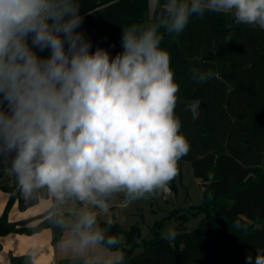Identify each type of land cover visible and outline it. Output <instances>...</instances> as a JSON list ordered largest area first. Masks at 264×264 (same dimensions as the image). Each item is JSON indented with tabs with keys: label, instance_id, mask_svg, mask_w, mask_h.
I'll return each mask as SVG.
<instances>
[{
	"label": "clouds",
	"instance_id": "obj_1",
	"mask_svg": "<svg viewBox=\"0 0 264 264\" xmlns=\"http://www.w3.org/2000/svg\"><path fill=\"white\" fill-rule=\"evenodd\" d=\"M156 6L154 20L123 28V50L112 57L104 48L93 52L78 31L79 0H0V170L26 207L42 209L57 253L71 264H122L112 255L124 237L109 232L111 208L120 196L132 203L163 191L190 150L163 34L180 35L206 12L264 30V0ZM210 76L193 69L191 78ZM199 105L186 106L193 120ZM176 235L169 230L164 239ZM23 258L46 264V249L37 242ZM246 264H264V249Z\"/></svg>",
	"mask_w": 264,
	"mask_h": 264
},
{
	"label": "trees",
	"instance_id": "obj_2",
	"mask_svg": "<svg viewBox=\"0 0 264 264\" xmlns=\"http://www.w3.org/2000/svg\"><path fill=\"white\" fill-rule=\"evenodd\" d=\"M79 2L83 23L78 31L91 41L93 52L104 48L112 57L123 50L124 27L148 23L160 11L156 6L151 12L149 0ZM160 46L171 57L179 85L175 112L190 145L181 161L191 163L202 199L171 212L179 220L171 241L160 231L164 220L154 224L149 239L137 224L124 229L113 222L109 232L124 237L122 264H246L249 254L254 257L264 249V30L236 24L230 14L206 12L191 17L180 35L164 33ZM193 69L211 76L198 83L191 78ZM197 99L200 114L193 120L186 106ZM6 176L0 170V179ZM0 188L9 194L0 215V236L49 228L42 213L10 219L15 204L20 210L29 207L15 193L10 174ZM179 210L183 212L175 214ZM200 213L204 217L198 226L184 227ZM23 256L10 252V264H24Z\"/></svg>",
	"mask_w": 264,
	"mask_h": 264
},
{
	"label": "rangeland",
	"instance_id": "obj_3",
	"mask_svg": "<svg viewBox=\"0 0 264 264\" xmlns=\"http://www.w3.org/2000/svg\"><path fill=\"white\" fill-rule=\"evenodd\" d=\"M150 1V11L153 12L156 7V0H149ZM50 54L48 50H46L43 53H39L41 57H47ZM6 175L9 174L7 170H5ZM180 173L178 180H181L182 176V185L178 181L179 185V193L177 195H171L172 197L168 196L165 194V190L160 194H157L149 199H144L136 202H132V216L130 218V221L126 222V229L131 228V224H137L140 226L142 230L143 237L145 239H149L153 236V233L151 231V228L154 226V224L157 221L164 220V224L162 225V229L160 231L162 233L168 232L169 230H175L176 227L179 225V220L175 216H169L171 212L175 209L181 208L182 206H188L191 203H199L202 199L203 191L198 185V180L196 176L193 173L191 163L189 161H179L178 162V174ZM183 173V175H181ZM177 174V175H178ZM191 179V181H190ZM6 180H2L0 183L5 182ZM4 194V192L2 191ZM162 194V196H161ZM164 199V201H163ZM169 201L167 202L166 200ZM182 210H179L177 213H182ZM204 217V216H203ZM188 223L185 224L184 227H189V228H194L199 225L201 222V218L198 216H190L189 220L187 221ZM121 225V224H120ZM123 228L124 226L121 225ZM124 228V229H125ZM44 238L41 240L43 243H45L46 246L50 247L52 245V235L49 233V236L47 238ZM3 236H0V257L4 258L8 256L9 252H14V254H20L16 250L17 247H12L13 244L14 246H18L19 244H26V241H21L19 243H14V241L9 242L7 238L5 240H2ZM28 244L31 246L34 243H29ZM14 251H13V249ZM43 248V247H42ZM141 249L138 248L136 251L139 252ZM115 254L114 257H116L117 260H119L120 257H122V252L121 251H116L114 252ZM4 264H10L4 261L3 259L0 260ZM66 264H71V261L68 259Z\"/></svg>",
	"mask_w": 264,
	"mask_h": 264
},
{
	"label": "crops",
	"instance_id": "obj_4",
	"mask_svg": "<svg viewBox=\"0 0 264 264\" xmlns=\"http://www.w3.org/2000/svg\"><path fill=\"white\" fill-rule=\"evenodd\" d=\"M179 175H180V173L167 185L170 188V190H171L170 193L167 194L170 197H172L173 195H177V193H179L178 181H179V183L181 185H182V181H183L182 176H181V180L180 179L178 180V178H180ZM181 175H183V173ZM8 177H9V174H7L6 177L1 178L0 182L2 180H4V179L7 181ZM197 180H198L199 187L202 189V187L200 185V180L198 178H197ZM190 181H191V179H190ZM2 191L4 192V194L2 193ZM168 191H169V189H168ZM163 192H164V190L159 192L158 194H160V193L163 194ZM162 194H161V196H162ZM8 198H9V194L6 191H4L3 189L0 188V215L2 214V212L4 210V207H5L6 203H7ZM163 201H164V199H163ZM166 201L168 202L169 199L166 200ZM199 203H195V204H199ZM132 204L133 203H126L124 201L123 196H120L117 199V202L111 208V211H110V213H109V215L107 217V220H108L109 224L113 223V222H117V223L123 225L124 228H125L126 222L130 221V218H131V216L133 214L132 213V209H131L132 208ZM191 204H194V203H191ZM40 213H42V209L39 208V207H29L26 210H20V209H18L17 205L15 204L13 206V208L11 209V211H10V219H13V220L24 219V218H27V217L36 216V215H38ZM203 216H204V213H200L198 215V217H200L201 220H202ZM102 223H103V221H102ZM186 223H188V222H186ZM132 225H134V224H131V226ZM186 228L187 229H191V228H189L187 226H186ZM140 230H141V228H140ZM49 233H51V235H52V231H51L50 228H45L42 231L34 233V234L10 233L8 235L3 236L2 238H4V239H2V240H5L7 238V240L9 242L11 241V243H12V241H14V243H19L21 241H26L27 243L24 244V245L19 244L18 246H14V244H13V246H12V247H17L18 250H16V251L18 253H20V254L25 253V250L30 247L28 242L29 243H34V242L37 243V242H39L40 246L46 249V264H66L69 258L65 257V256H62V255H59L57 253L53 243H52V245L50 247H48V246L45 245V243H43L41 241L44 238V234L46 235L45 238H47L49 236ZM141 234H142V230H141ZM142 236H143V234H142ZM50 239H52V238H50ZM13 251H14V249H13ZM114 252H116V251H113L112 255L115 254ZM9 253H8L7 258H6V256L4 258H2V256H1L0 260L3 259L7 263H10ZM12 253H14V252H12Z\"/></svg>",
	"mask_w": 264,
	"mask_h": 264
},
{
	"label": "water",
	"instance_id": "obj_5",
	"mask_svg": "<svg viewBox=\"0 0 264 264\" xmlns=\"http://www.w3.org/2000/svg\"><path fill=\"white\" fill-rule=\"evenodd\" d=\"M168 189H169V191H168ZM164 190H165V194H166V195H167L168 193H170V191H171L170 188H169L168 186H167Z\"/></svg>",
	"mask_w": 264,
	"mask_h": 264
}]
</instances>
